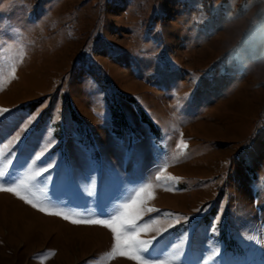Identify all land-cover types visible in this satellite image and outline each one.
Listing matches in <instances>:
<instances>
[{"label":"rangeland","instance_id":"obj_1","mask_svg":"<svg viewBox=\"0 0 264 264\" xmlns=\"http://www.w3.org/2000/svg\"><path fill=\"white\" fill-rule=\"evenodd\" d=\"M262 8L0 0V264H264Z\"/></svg>","mask_w":264,"mask_h":264},{"label":"snow or ice","instance_id":"obj_2","mask_svg":"<svg viewBox=\"0 0 264 264\" xmlns=\"http://www.w3.org/2000/svg\"><path fill=\"white\" fill-rule=\"evenodd\" d=\"M2 190L12 191V192L15 191V189H13V188H5V189H2ZM20 198L24 199V197H20ZM41 210L43 211V209H41ZM137 218H138V213L126 214L123 219L118 218L117 222L106 223L104 220H96V221H94V223L100 224V225H104L106 227L111 228L112 232L115 233L117 245L119 246L120 243H121V237H122V233H121L120 229L121 228H130V227L134 226L135 220ZM147 227L148 226L145 225V228H147ZM124 243H125L126 247H132L134 245L136 247H138L139 245L146 244L147 242L138 240V234H133L132 236L128 237L124 241Z\"/></svg>","mask_w":264,"mask_h":264},{"label":"clouds","instance_id":"obj_3","mask_svg":"<svg viewBox=\"0 0 264 264\" xmlns=\"http://www.w3.org/2000/svg\"><path fill=\"white\" fill-rule=\"evenodd\" d=\"M260 12H264V8H262L261 10H259L258 12H256V13H253V15L255 16V15H259V13ZM261 79H264V73H261V77H260Z\"/></svg>","mask_w":264,"mask_h":264}]
</instances>
